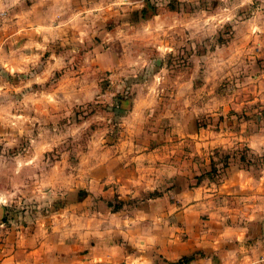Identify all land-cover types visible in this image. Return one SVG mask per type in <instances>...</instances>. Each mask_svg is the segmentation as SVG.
<instances>
[{
	"label": "clouds",
	"instance_id": "1",
	"mask_svg": "<svg viewBox=\"0 0 264 264\" xmlns=\"http://www.w3.org/2000/svg\"><path fill=\"white\" fill-rule=\"evenodd\" d=\"M262 221L264 0H0V264H264Z\"/></svg>",
	"mask_w": 264,
	"mask_h": 264
},
{
	"label": "crops",
	"instance_id": "2",
	"mask_svg": "<svg viewBox=\"0 0 264 264\" xmlns=\"http://www.w3.org/2000/svg\"><path fill=\"white\" fill-rule=\"evenodd\" d=\"M228 110H229V109H226V111H228ZM205 162H206V161H205ZM186 222H188V221H187V218H186ZM262 222H264V221H262ZM32 255H33V257H35V256H38V255H39V253H38V252H36V253H33Z\"/></svg>",
	"mask_w": 264,
	"mask_h": 264
}]
</instances>
